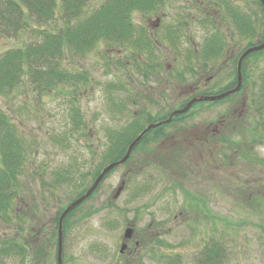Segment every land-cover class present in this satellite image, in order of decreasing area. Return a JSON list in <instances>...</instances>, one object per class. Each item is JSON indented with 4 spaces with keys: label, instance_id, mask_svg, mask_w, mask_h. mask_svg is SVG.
Instances as JSON below:
<instances>
[{
    "label": "rangeland",
    "instance_id": "1",
    "mask_svg": "<svg viewBox=\"0 0 264 264\" xmlns=\"http://www.w3.org/2000/svg\"><path fill=\"white\" fill-rule=\"evenodd\" d=\"M100 1L92 0L91 3L97 5ZM233 1L239 6L241 13L252 15L257 20L255 28L257 32L260 31L262 14L256 0ZM186 3V0H174L165 5L164 16L161 15V18L159 15L149 18L138 15L135 22H152L157 17L160 18L159 26H150V31L163 38L166 24L172 17L180 20L194 14L190 6L186 7ZM190 23L191 21L188 24ZM219 26L223 37L226 36V45H229L228 53V47H225L222 57L237 53V41L241 46L243 43L230 19L226 23H219ZM187 29L177 48H169L163 42L158 47L163 66L170 65L171 68L166 74L168 84L165 82L166 88L163 87L161 91L162 100L154 94L157 90L150 94L152 98L149 96L153 102L147 101L146 107L152 114L167 111L169 105L176 106L182 99L180 91L191 83L187 74L190 72L189 67H194L195 61L192 58L188 67L181 62L186 47L189 46L188 38L193 36L190 34H193V30ZM246 39L248 41L249 37ZM29 40L28 33L19 38L1 39L0 48L19 46ZM117 58L126 66H120ZM127 60L129 50L119 51L117 46L108 50L104 45L83 57L72 54L65 56L68 68L73 70L79 67V70L88 73L90 79L88 84L81 85L80 92L76 95L85 123L81 127L84 135L79 134V130L69 132L71 125L66 113L67 101L54 94L45 96L43 104L39 103L40 99L34 100L32 94L25 92L29 88L25 79L19 87L21 93L16 91L12 96L0 97V107L17 115L12 114V117L29 146L19 178L22 185L29 189L26 192L35 196L33 199L42 210L40 222L44 221L43 225L46 223L42 227L44 230L40 231L36 229V226H40L38 221H26L23 225L18 223L17 234L14 228L16 224L13 226L0 221V240L18 236L17 240H21L28 250L34 242L43 244V248L47 250V253L37 254V259L31 251L26 254H10L3 257L0 264H56V237L54 233L51 236V221L83 183L75 181L74 185L64 184L53 190L46 189L47 193L43 184L49 181L50 172L65 165L68 160L71 161V156L76 157L75 163H78L81 176L93 173L99 165L100 154L106 145L105 129L122 128L127 122V114L123 112L112 116L113 111L108 109L112 97V101L116 102V96L122 99L133 91L136 95L145 92L147 89L139 84L142 82L147 85L150 82H143V78L131 67V60ZM240 75L242 76L241 68ZM224 78L219 82L209 81L208 84L216 91L228 82H223L226 81ZM108 84L114 87L107 90L105 87ZM123 85L125 89H122ZM256 87L257 81L252 79L247 89L246 108L254 104L252 102ZM23 102L30 108L28 112L23 110L19 113L17 106ZM230 102L198 105L202 107L195 109L197 113L191 120L177 122L166 128L167 134L161 139V148L174 145L182 149L181 152L193 165L191 170L194 173L189 174L191 180H179V177H175L176 172L167 167L165 171L161 170L156 164L161 153L165 152L157 150L159 145L152 142L150 144V141L145 149L135 153L141 155L140 163L149 166L139 169L138 164L133 166L135 169L128 170L132 166L123 164L112 169L93 196L71 218L72 224L63 242L65 264H194L198 252L212 241L222 245L226 264H264V170L253 171V165L248 168L239 160L227 168L221 159L225 151L221 143L228 140L231 144L233 140L238 142L239 139L233 135L230 139L223 140L218 130L215 131L217 135L212 136L210 127L207 126L208 122L215 123L226 112ZM161 103H164L162 109ZM64 133L69 134V149H62L61 145L53 141V136H63ZM128 171H133L131 180L125 183L122 192H118L122 180L128 179ZM175 183L184 185V189L176 187ZM88 185L86 186L89 187ZM117 192L120 195L114 197ZM109 201L113 202L112 207H107ZM87 208L91 209L87 212L90 213L88 217L80 218ZM14 216L17 217L16 214ZM111 220L113 228H104V223L112 222ZM134 222L136 228L146 234V239L142 246L137 247V252L132 254V259L126 262L125 257L119 254L122 234L128 224Z\"/></svg>",
    "mask_w": 264,
    "mask_h": 264
},
{
    "label": "trees",
    "instance_id": "2",
    "mask_svg": "<svg viewBox=\"0 0 264 264\" xmlns=\"http://www.w3.org/2000/svg\"><path fill=\"white\" fill-rule=\"evenodd\" d=\"M91 1L0 0V40L19 38L22 35H27V33L30 39L27 42H22L19 46L0 48V97L12 96L16 91L20 92L19 87L22 86V82L25 79L29 85L25 92L32 94V99L34 100L38 101L40 99L39 103L43 104L45 96L49 97L54 94L67 101L66 113L71 125L69 132L74 133L79 130L81 135H84L81 127H84L85 123L76 102V95L80 92V87L88 84L90 79L88 73L79 70V67L73 70L68 68L65 56L72 54L83 57L98 49L100 45L106 46L108 50L117 46L119 51L129 50V60L127 61L131 60L130 63L133 70L148 82V78L158 77L159 74H162L160 69H162L163 63H161L158 47L163 42L169 48H177L180 36L186 32L185 29L188 28L191 18L183 17L177 20V23L170 26L167 25L163 38H161V35L157 37L150 31L151 28L148 21L137 23L135 22V17L139 15L140 17L149 18L152 15H159L161 18L165 5L174 0H101L97 5L92 4ZM227 1L230 6L234 3L233 0ZM256 4L262 14L259 24L262 40L264 37V5L260 0H256ZM228 15L236 32L244 33L251 39L248 42V45H250V42H253L256 37L257 31L255 27L257 20L252 15L241 13L239 7L231 9ZM212 38L214 40L210 43V48L208 47L209 52L202 53V56L212 57L213 60L217 61L224 53L225 42L217 39V33ZM260 52L254 55L259 56ZM184 54V58L187 61L186 67H188L193 53L185 50ZM116 61L120 66H126L118 58ZM236 63L237 59L233 61L231 73L233 81L226 83L216 91H209L206 94L216 95L234 87L235 79H237ZM142 84V82L139 84L140 87ZM112 87L114 86L108 84L105 88L108 90ZM122 89H125L124 85ZM147 91L136 95L134 91L130 92L129 90L130 93L122 99L116 96L115 99L118 103L113 102L112 97L108 108L109 111H113V115H111L115 116L117 113L123 112V114H127L125 117L127 122L122 128L105 129L106 145L100 154L99 165L95 167L93 173H89L88 176H81L78 172V163H75L76 157L71 156V161L68 160L65 165L50 172L49 181L43 184L45 192L47 193L46 189L53 190L64 184L74 185L73 182L81 181L83 186L79 187L76 194L69 200L71 201L82 195L88 188L86 186L88 185L87 183L95 179L104 166L121 159L131 142L146 126L167 120L174 111L183 108L188 102L181 99L176 106L172 107V105H169L167 106V111H161V113L156 111L155 114L147 110L146 102H144V108L137 106L132 108L133 101L140 104L141 101L139 100L143 93L146 94L150 102H153L150 99L151 97L149 98L150 91ZM229 97L231 96L220 101L208 103V105L230 100ZM24 102L17 106L19 113L23 110V112H28L30 108ZM201 104V102L194 103L188 111L173 115L172 121L163 125L160 124L161 126L159 125L143 134L125 164L129 163L134 153L145 149V145L149 143L150 139L166 136L167 127L173 126L176 122L191 120L197 113L195 109L206 106L205 103L202 106H198ZM29 105L31 106V104ZM141 105L143 104L141 103ZM134 111H137V113L135 114ZM12 114L0 107V221L13 226L16 224L14 228L17 234H19L18 223L23 225L26 221L31 223L38 221L40 226H36V229L39 231L40 229L44 230L42 227H45L46 223L43 225L44 221L40 222L43 217V214L41 216L42 210L36 204V200L33 199L35 196L29 192L28 195L26 191H29V189L22 185L19 178L23 172L25 154L29 151V146L21 135L17 124H15ZM15 116L17 115L15 114ZM160 132L161 135H158ZM68 137L69 134L66 135L64 133L63 136H53V141L55 144L61 145L62 149H69ZM233 142L236 143L234 140ZM74 153L75 151L72 152V154ZM161 157L157 164L154 163L161 170L165 171V167H167L176 172L175 177H179V180H191L189 174L194 173L191 170L193 165L189 163L190 161L181 152V149L174 145L168 146L165 154H161ZM149 164L151 165V163ZM145 166L149 165L141 163L139 167L143 169ZM108 174L105 175L104 179ZM174 185L184 189V185L178 183ZM80 206L68 213L62 222L63 242L72 224L71 218ZM65 207L66 205L61 207L55 213L53 220H50L52 222L50 229L51 227L53 228L51 236L54 233V237H56L54 243L55 256H57L58 220ZM15 214L17 217L14 216ZM89 214L86 212L80 218L88 217L87 215ZM17 238L18 236H11L0 240V261L3 257L14 253L26 254L31 251L36 259L37 254L47 253V250L42 246L43 244L34 242L28 250L24 244L22 245L21 240H17ZM63 254L64 252L62 253V259H64ZM224 257L225 251L222 245L212 241L198 252L194 264H226Z\"/></svg>",
    "mask_w": 264,
    "mask_h": 264
},
{
    "label": "flooded vegetation",
    "instance_id": "3",
    "mask_svg": "<svg viewBox=\"0 0 264 264\" xmlns=\"http://www.w3.org/2000/svg\"><path fill=\"white\" fill-rule=\"evenodd\" d=\"M186 2H187L186 7L190 6L191 8L190 10L194 11V14H192V17L190 16L191 17L190 21L192 24L190 23L191 25L190 24L188 25L190 31L193 30V34L190 33L193 36H189L188 38L189 46L186 47L187 49L186 48L185 49L193 53L192 58L194 59L195 62H193L194 67L191 68L189 67L190 72L187 74V77L191 83H188L187 86L180 91L182 92V94L179 96L182 97L183 100L190 101L196 96H200V95L208 96V94H206L207 92L214 91L213 89L214 87L212 88V86L208 84L209 81L216 82L218 80L219 82L220 80H223L222 79L223 77H225L224 79H226V81L224 80L223 82L233 81V77L231 75L233 70V61L237 59L238 62L239 56L247 49L255 46H259L262 43H264V37L261 40V33L258 31L256 33V37L253 39V42L251 41L250 45H248V42L251 39H248L247 41L246 39L247 36L244 33L238 32L237 35L241 37L243 46H241L240 42L237 41L238 42V45L236 46L237 48L236 50H238L237 53H231L229 56L219 58L217 61L213 60L212 57L202 56V53L209 52L208 47L210 48L211 46L210 43L214 40L212 36L215 33H217L218 40H222L226 42L225 41L226 36L223 37L224 34L223 32L220 31L219 23H226V20L230 19L228 15L229 11L239 6L235 2L230 6L229 4H227L228 2L227 0H186ZM218 19H219V23H218ZM177 20L178 19L176 17H172L169 20V22H167L166 26L167 25L170 26L171 24L177 23L178 22ZM148 23L149 26L151 27L152 26L158 27L160 23V18L157 17L156 20L152 22L148 21ZM185 30L187 31L188 29ZM184 33L186 34V32ZM184 33L183 36H185ZM183 36H181V38ZM263 36H264V32H263ZM225 47H228L226 51V53H228L229 45L224 46V48ZM259 51H261L260 52L261 54L259 56L254 55L257 54V52ZM181 62H184V64H186L184 57H182ZM170 68H171L170 65H168L167 67L163 66L161 69L162 74L161 75L159 74L162 77L158 76V77L150 78L149 79L150 82H148L147 85L142 84V88H146L148 91H150V94H153L152 92L157 90V92L154 94H156V96H159V98L162 100L161 91L163 87L166 88V85L168 84L166 72L170 70ZM255 72L258 73L256 74ZM241 74H242L241 87L237 93L231 95L233 97V101L229 103V107L226 109V112L222 113L218 117L215 123L212 121L208 122L207 126L210 127V133L212 136L217 135L215 131L218 130L220 131V134L223 136V140L230 139L233 135L239 139V141L236 143L233 142L230 144L228 140H225L223 143H221L223 145V148L225 149V151L223 152L224 156H222L221 159H222V163L226 165L227 168H230V166L235 161L239 160L243 165H246L248 168H250L249 167L250 165H253L252 168L253 171L254 170L261 171L264 170L263 169L264 168V48H262L261 50L250 52L242 59ZM252 79H255L257 81L254 102H252V104L253 103L254 104L252 107L246 108L245 107L246 101L248 100L247 89H249V84ZM235 80L236 81L234 86L237 84V79ZM165 82L166 85L164 84ZM151 90L153 91L151 92ZM140 98H141L139 100L141 101L140 104L138 102L133 101L132 108L136 106L142 108L145 107L144 102L147 103L149 99L147 98L145 93H143ZM141 103L143 105H141ZM201 103L208 104L209 102H201ZM162 108H164V103H161V109ZM134 113L136 114L137 111L136 112L134 111ZM172 119L170 121H172ZM175 124H177V122L174 123L173 126ZM158 135H161V132ZM162 138L163 137L161 136H159L158 138L153 137L152 139H150V144L151 142L152 144L157 143L159 145V149L157 150H161V152H166L165 147L161 148ZM184 148L188 149L189 147H184ZM231 149H232L233 157L231 155ZM161 154H165V153H161ZM140 161H141V155L139 154L137 155L134 153V155L132 156V158L128 163L129 164L128 166L131 165L132 167H129L128 170L135 169V167H133L134 165L139 164L140 166L141 164ZM139 166L138 168L141 169L142 167ZM127 173L129 174H126V177L128 179L125 180V183L126 182L128 183V180L129 181L131 180V175L133 174V171L132 173L130 171H128ZM123 180L121 184L124 185ZM122 191H123V187L120 190V192ZM119 195L116 196L115 194L114 197H118ZM72 201L73 200L67 202L66 205H68ZM112 206H113V202L109 201L107 207H112ZM81 207L82 206H80V208ZM90 210L91 209L87 208L85 212H88ZM104 225H105L104 228L107 227L108 229H112L114 223L113 221L105 222ZM126 229L131 230L130 237L128 238L124 237ZM145 237L146 234L143 231L136 228L135 222L133 224H128V226L124 229V233L122 234V242H121V245H124V248L121 251L119 250V254L125 257L126 262H128L129 259H132V254L136 253L137 249L140 246H142V244H144L146 239Z\"/></svg>",
    "mask_w": 264,
    "mask_h": 264
},
{
    "label": "water",
    "instance_id": "4",
    "mask_svg": "<svg viewBox=\"0 0 264 264\" xmlns=\"http://www.w3.org/2000/svg\"><path fill=\"white\" fill-rule=\"evenodd\" d=\"M262 2V4L264 5V0H260ZM264 48V43L256 46V47H252L248 50H246L240 57L239 62H238V82L237 85L234 89L227 91L223 94L220 95H216V96H197L195 98H193L192 100H190L189 102L186 103V105L181 108L178 109L176 111H174L167 120H165L164 122H158V123H154L151 124L149 126H147L145 128V130H143L132 142L131 144L128 146L125 155L118 161L113 162L109 165H107L101 172L100 174L97 176V178L94 180V182L92 183V185L89 187V189L80 197H78L77 199H75L74 201H72L61 213L60 217H59V222H58V250H57V262L58 264H61V254H62V222L64 217L72 210L74 209L76 206H78L79 204H81L84 200H86L92 193L93 191L96 189V187L98 186V184L100 183V181L103 179V177L105 176V174H107L112 168L121 165L122 163H124L126 161V159L129 157L130 152L132 151L133 147L139 142V140L141 139V136L146 133L149 129L158 126L159 124L162 123H167L171 120L172 116L175 114H180L183 112H186L193 103L195 102H199V101H216L219 99H222L224 97H226L229 94H232L234 92H236L241 85V75H240V64H241V60L242 58L247 55L248 53L252 52V51H256L259 49ZM121 188H119L118 192H120ZM118 192L116 193V196L118 195ZM131 234V230L130 229H126L124 237L128 238L130 237ZM124 248V245L121 246V250Z\"/></svg>",
    "mask_w": 264,
    "mask_h": 264
}]
</instances>
